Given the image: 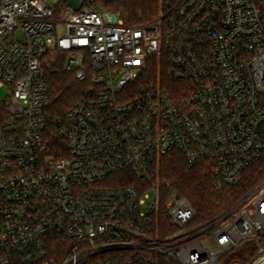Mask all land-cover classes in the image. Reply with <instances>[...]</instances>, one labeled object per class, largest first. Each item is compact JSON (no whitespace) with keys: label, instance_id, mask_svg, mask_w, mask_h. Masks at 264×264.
<instances>
[{"label":"built area","instance_id":"obj_1","mask_svg":"<svg viewBox=\"0 0 264 264\" xmlns=\"http://www.w3.org/2000/svg\"><path fill=\"white\" fill-rule=\"evenodd\" d=\"M78 1L0 0V264H223L264 234V177L199 222L150 169L180 152L219 188L261 158L264 0H156L140 23ZM54 70L79 84L60 117Z\"/></svg>","mask_w":264,"mask_h":264},{"label":"trees","instance_id":"obj_2","mask_svg":"<svg viewBox=\"0 0 264 264\" xmlns=\"http://www.w3.org/2000/svg\"><path fill=\"white\" fill-rule=\"evenodd\" d=\"M123 9L130 16L131 22L140 23L153 18L158 6L156 0H124ZM157 73L158 65L154 59L148 70V79L156 80ZM164 77L168 86L175 88V85L169 83L166 73ZM48 85L54 99L48 110L53 117H60L78 96L79 84L72 82L68 73L54 70L49 73ZM61 142L58 136L54 137V144ZM150 176L153 182L170 183L180 197L186 198L195 207L197 221L203 222L227 208L264 177V152L256 163L245 169L237 181L223 183L219 188L215 185L212 170L207 163L191 166L180 152H170L162 156L152 165ZM117 180L139 187L150 184L145 176L132 170L119 172ZM161 194L162 199H166L165 184L161 187ZM262 245L264 234L258 241L248 242L240 249L225 255L223 264H245L257 256Z\"/></svg>","mask_w":264,"mask_h":264},{"label":"water","instance_id":"obj_3","mask_svg":"<svg viewBox=\"0 0 264 264\" xmlns=\"http://www.w3.org/2000/svg\"><path fill=\"white\" fill-rule=\"evenodd\" d=\"M70 3H72L76 7L79 5V1L78 0H70Z\"/></svg>","mask_w":264,"mask_h":264},{"label":"rangeland","instance_id":"obj_4","mask_svg":"<svg viewBox=\"0 0 264 264\" xmlns=\"http://www.w3.org/2000/svg\"><path fill=\"white\" fill-rule=\"evenodd\" d=\"M0 93H2V89L0 90Z\"/></svg>","mask_w":264,"mask_h":264}]
</instances>
